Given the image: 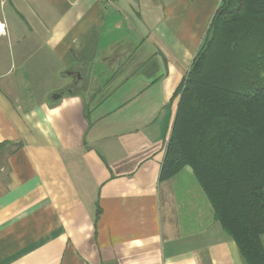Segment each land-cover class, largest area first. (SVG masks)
I'll use <instances>...</instances> for the list:
<instances>
[{"label":"crops","instance_id":"crops-1","mask_svg":"<svg viewBox=\"0 0 264 264\" xmlns=\"http://www.w3.org/2000/svg\"><path fill=\"white\" fill-rule=\"evenodd\" d=\"M220 0H0V264H242L159 171Z\"/></svg>","mask_w":264,"mask_h":264},{"label":"trees","instance_id":"trees-1","mask_svg":"<svg viewBox=\"0 0 264 264\" xmlns=\"http://www.w3.org/2000/svg\"><path fill=\"white\" fill-rule=\"evenodd\" d=\"M174 98L159 180L190 168L242 264H264V0H220Z\"/></svg>","mask_w":264,"mask_h":264}]
</instances>
